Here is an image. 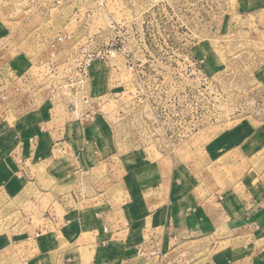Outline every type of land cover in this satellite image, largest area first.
Here are the masks:
<instances>
[{
	"label": "rangeland",
	"instance_id": "rangeland-1",
	"mask_svg": "<svg viewBox=\"0 0 264 264\" xmlns=\"http://www.w3.org/2000/svg\"><path fill=\"white\" fill-rule=\"evenodd\" d=\"M28 111L48 114L52 157L67 128L73 165L98 166L83 195L262 194L264 0H0V117ZM53 192L0 191L2 264L62 214ZM197 242L178 264L237 263L229 241Z\"/></svg>",
	"mask_w": 264,
	"mask_h": 264
},
{
	"label": "crops",
	"instance_id": "crops-1",
	"mask_svg": "<svg viewBox=\"0 0 264 264\" xmlns=\"http://www.w3.org/2000/svg\"><path fill=\"white\" fill-rule=\"evenodd\" d=\"M47 115L28 111L0 119V191L6 196L31 183L42 191L54 190L62 209L44 229L18 238L19 253L3 264H178L176 253L186 249L193 255L206 235L234 245L236 264L245 259L264 264L257 255L264 240V191L256 187L210 201L171 194L172 189L163 198H146L142 187L140 195L119 199L102 189L83 195L79 177L98 166L73 165L67 153L75 149L68 145L67 128L65 155L52 157L55 138L46 126ZM247 247L251 252L239 255ZM221 259L219 264H227Z\"/></svg>",
	"mask_w": 264,
	"mask_h": 264
},
{
	"label": "built area",
	"instance_id": "built-area-1",
	"mask_svg": "<svg viewBox=\"0 0 264 264\" xmlns=\"http://www.w3.org/2000/svg\"><path fill=\"white\" fill-rule=\"evenodd\" d=\"M0 119H2V118L0 117ZM57 151L59 152V151H60V148H58ZM164 256H165V259H166V255H165V253H164Z\"/></svg>",
	"mask_w": 264,
	"mask_h": 264
}]
</instances>
